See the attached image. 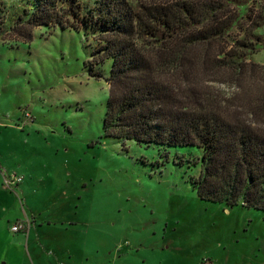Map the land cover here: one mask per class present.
<instances>
[{"label": "rangeland", "instance_id": "obj_1", "mask_svg": "<svg viewBox=\"0 0 264 264\" xmlns=\"http://www.w3.org/2000/svg\"><path fill=\"white\" fill-rule=\"evenodd\" d=\"M23 5L0 0V161L31 174L43 224L26 251L9 228L27 211L0 178V264H264V213L201 200L195 151L105 136L110 63H92L83 31L40 25L17 40ZM247 13L264 14V2ZM242 26L239 39L252 30ZM248 58L264 65V42Z\"/></svg>", "mask_w": 264, "mask_h": 264}, {"label": "trees", "instance_id": "obj_2", "mask_svg": "<svg viewBox=\"0 0 264 264\" xmlns=\"http://www.w3.org/2000/svg\"><path fill=\"white\" fill-rule=\"evenodd\" d=\"M22 1L17 40L40 25L83 31L92 63H110L105 136L195 151L201 200L264 213V65L248 58L264 14L251 18L252 0Z\"/></svg>", "mask_w": 264, "mask_h": 264}, {"label": "crops", "instance_id": "obj_3", "mask_svg": "<svg viewBox=\"0 0 264 264\" xmlns=\"http://www.w3.org/2000/svg\"><path fill=\"white\" fill-rule=\"evenodd\" d=\"M0 168L3 171L12 172L10 170L5 169L3 167L1 161H0ZM19 169L20 170H18V171L14 170L13 172H15V173H17L23 177L22 182L17 186V188L15 190H13V191H10L8 189L7 190L10 192H15V193L17 192L18 199L22 203L21 206L27 211V213H25V214L21 213L20 215L16 216L11 221V223L13 224L17 220H23L26 222V229L24 231L20 232V233H22V235L25 237V240H26L25 250L27 251V248H28L27 243H29L31 248H32V252H35L34 250H35V247L37 246L36 243L37 242L40 243L39 240L37 242H35V231L37 230L35 227L42 225L43 222L42 223L38 222V218H36V216H35V209H33V207H31L28 203L29 194L31 193V191L34 192V190H35V186L32 185V176L30 173H28V171L25 168L19 167ZM0 178H1V175H0ZM48 223H50V222H47V224ZM9 230H10V228H9ZM23 250H24V248H23Z\"/></svg>", "mask_w": 264, "mask_h": 264}, {"label": "built area", "instance_id": "obj_4", "mask_svg": "<svg viewBox=\"0 0 264 264\" xmlns=\"http://www.w3.org/2000/svg\"><path fill=\"white\" fill-rule=\"evenodd\" d=\"M0 175L2 179V185L13 191L17 188V186L22 182L23 177L15 172H7L3 171L0 168ZM26 229V222L23 220H17L10 226V231L13 233L22 232Z\"/></svg>", "mask_w": 264, "mask_h": 264}]
</instances>
